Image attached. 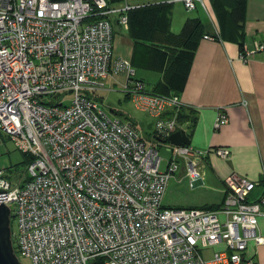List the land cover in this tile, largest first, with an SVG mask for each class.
I'll list each match as a JSON object with an SVG mask.
<instances>
[{
    "label": "built area",
    "instance_id": "1",
    "mask_svg": "<svg viewBox=\"0 0 264 264\" xmlns=\"http://www.w3.org/2000/svg\"><path fill=\"white\" fill-rule=\"evenodd\" d=\"M204 1L166 0L189 12ZM136 7L128 0H0V131L31 161L19 183L0 165L8 196L0 203L13 206L17 219L15 254L33 264H258L247 250L249 241L264 244V193L251 197L264 178L233 173L219 206L164 201L181 163L192 182L202 178L208 152L170 143L172 157L161 167L163 142L178 131L189 135L192 121L183 115L191 107L175 93L150 91L129 60L113 58L112 17L128 28ZM263 49L244 46L240 58ZM123 73L135 110L155 121L153 135L110 117L95 96ZM228 121L219 112L215 129ZM212 247L207 259L202 251Z\"/></svg>",
    "mask_w": 264,
    "mask_h": 264
},
{
    "label": "crops",
    "instance_id": "2",
    "mask_svg": "<svg viewBox=\"0 0 264 264\" xmlns=\"http://www.w3.org/2000/svg\"><path fill=\"white\" fill-rule=\"evenodd\" d=\"M128 1L131 5L143 6L166 0ZM123 2L113 3L120 5ZM204 3L189 12L184 4L175 2L170 14V27L176 34L190 19L197 18L205 26L182 87L178 91L170 87V91L176 92L191 107L185 113L192 121L189 128L191 146L208 152L198 167L202 178L192 182L186 175V165L174 174L164 196L165 203L172 207L221 205L225 197L224 182L233 173L254 182L264 178V49L251 54L248 60L240 58L244 46L249 48L255 43H264V0H205ZM112 18L113 58L129 60L136 71L141 70L138 77L150 84L149 90H159V82L165 84L164 74L151 67L147 41L135 37L129 26L120 25L117 16ZM205 35L217 38L211 40ZM123 74H112L106 84L117 86L124 80ZM219 112H224L229 121L215 129ZM150 118L153 128L149 131L144 130L138 121L125 119L134 122L150 136L155 129V121ZM219 148L228 149L229 157L218 156L215 151ZM168 160L164 165L162 161V169L167 168ZM263 193L264 186L259 185L251 197L256 199ZM258 220L259 232L264 236V216ZM248 244V255L253 256L258 264H264V244L254 241Z\"/></svg>",
    "mask_w": 264,
    "mask_h": 264
},
{
    "label": "trees",
    "instance_id": "3",
    "mask_svg": "<svg viewBox=\"0 0 264 264\" xmlns=\"http://www.w3.org/2000/svg\"><path fill=\"white\" fill-rule=\"evenodd\" d=\"M172 6L173 3L166 1L149 3L128 12L129 29L133 31L135 37L147 41L145 44L151 58V67L164 74L165 84L159 82L158 92L152 91L158 94H170L173 93L170 87L176 91L182 87L194 49L201 40L205 28L201 20L196 18L187 21L179 34L174 33L170 27ZM183 116L186 117L187 114Z\"/></svg>",
    "mask_w": 264,
    "mask_h": 264
},
{
    "label": "rangeland",
    "instance_id": "4",
    "mask_svg": "<svg viewBox=\"0 0 264 264\" xmlns=\"http://www.w3.org/2000/svg\"><path fill=\"white\" fill-rule=\"evenodd\" d=\"M136 72L138 75L141 73V70H138ZM150 73L155 74L153 72ZM122 76H125L122 83H118V85L114 87L113 85L110 86L109 83H107V85L105 81L104 87L96 92L95 96L97 100H99L100 106L107 112L110 117H119L123 120H125V118L127 117L131 120L138 121V123L144 128V130L149 131L152 127V120L148 115L140 112L137 109L135 110L131 99L126 97V94L123 91V86L126 82L127 77L125 74H123ZM146 84L147 86L150 85L148 83ZM68 98H70V96ZM169 144L170 143L168 142H163V144L159 148L160 155H162V157L164 158L163 165L165 164L166 159H170L172 157L171 153L167 149ZM30 163L31 161L29 159V156H27L24 152L22 153L20 150H17L14 145V141L0 131V165L5 169L8 178H10L14 183H19L24 178V176L29 173L28 167ZM181 166L183 167L185 165L181 163ZM10 208L14 210L13 206H11ZM11 219V231H13V234L15 232H18L17 219H15L14 217H11ZM14 241L15 239H13V242ZM15 246L16 242H14V247ZM215 251L216 248L212 247L209 249H204L202 251V254L207 259H211ZM19 257L22 264H33L31 259L24 258L20 254Z\"/></svg>",
    "mask_w": 264,
    "mask_h": 264
},
{
    "label": "water",
    "instance_id": "5",
    "mask_svg": "<svg viewBox=\"0 0 264 264\" xmlns=\"http://www.w3.org/2000/svg\"><path fill=\"white\" fill-rule=\"evenodd\" d=\"M169 143L177 146L191 145V138L185 132H175L168 138ZM7 191L0 189V201L7 199ZM11 208L4 202L0 203V264H22L15 254L11 231Z\"/></svg>",
    "mask_w": 264,
    "mask_h": 264
}]
</instances>
